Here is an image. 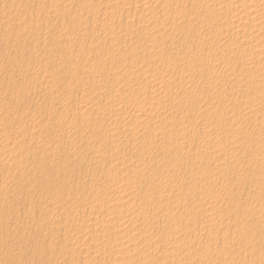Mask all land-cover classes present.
I'll return each mask as SVG.
<instances>
[{
	"label": "rangeland",
	"instance_id": "374dc122",
	"mask_svg": "<svg viewBox=\"0 0 264 264\" xmlns=\"http://www.w3.org/2000/svg\"><path fill=\"white\" fill-rule=\"evenodd\" d=\"M0 264H264V0H0Z\"/></svg>",
	"mask_w": 264,
	"mask_h": 264
},
{
	"label": "bare ground",
	"instance_id": "6f19581e",
	"mask_svg": "<svg viewBox=\"0 0 264 264\" xmlns=\"http://www.w3.org/2000/svg\"><path fill=\"white\" fill-rule=\"evenodd\" d=\"M239 16V15H238ZM240 17V16H239Z\"/></svg>",
	"mask_w": 264,
	"mask_h": 264
}]
</instances>
